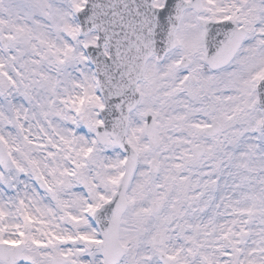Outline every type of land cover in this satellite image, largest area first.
<instances>
[{"label":"snow or ice","instance_id":"obj_1","mask_svg":"<svg viewBox=\"0 0 264 264\" xmlns=\"http://www.w3.org/2000/svg\"><path fill=\"white\" fill-rule=\"evenodd\" d=\"M0 264H264V0H0Z\"/></svg>","mask_w":264,"mask_h":264}]
</instances>
